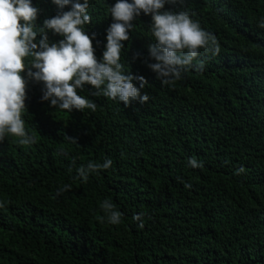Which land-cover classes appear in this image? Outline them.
<instances>
[{"label": "trees", "instance_id": "trees-1", "mask_svg": "<svg viewBox=\"0 0 264 264\" xmlns=\"http://www.w3.org/2000/svg\"><path fill=\"white\" fill-rule=\"evenodd\" d=\"M115 2L89 0L85 31L96 34L98 60ZM32 4L39 26L59 11L52 0ZM165 10L187 11L217 37L220 54L201 49L202 71L162 86L148 67L151 16L141 13L121 63L147 80V103L125 106L86 84L78 93L96 111L68 113L41 101L43 83L29 80L23 119L36 143L0 142V264H264V0H168ZM190 157L203 167H190ZM105 158L109 169L87 182L77 176ZM64 184L71 190L56 196ZM105 199L123 214L120 224L98 220Z\"/></svg>", "mask_w": 264, "mask_h": 264}, {"label": "clouds", "instance_id": "clouds-1", "mask_svg": "<svg viewBox=\"0 0 264 264\" xmlns=\"http://www.w3.org/2000/svg\"><path fill=\"white\" fill-rule=\"evenodd\" d=\"M52 2L59 11L39 26L40 10L32 0H0V142L6 135H11L18 138L16 142L22 146L36 143L35 135L28 133L23 119L29 80L43 83L41 101L68 113L73 109L96 111V103L78 93L86 84L96 90L92 95H102L123 102L125 106L134 100L147 103L150 95L141 93L147 80L142 75L125 74V65L121 63L122 42L129 40L133 21L141 13L151 16L150 31L154 43L149 45L148 51L154 62L148 67L162 86L181 80L182 73L189 68L202 71L206 61L201 58V49L205 54H220L217 37L203 29L187 11L165 10L168 0H116L108 9L113 22L106 29L105 50L102 59L98 60L93 47L96 34L93 32L90 36L85 31V25L92 21L88 12L89 0ZM65 6H70L69 10L65 11ZM258 23L264 28V20ZM48 30L62 39L50 43ZM134 80L139 81V87ZM65 138L77 144L75 137ZM61 154L67 155L63 150ZM72 163L75 164V160ZM112 163L110 158H105L102 163L89 160L86 165L76 168L77 176L87 182L90 174H99ZM188 164L192 168L203 167L202 161L196 158L190 157ZM244 172L241 166L234 174ZM184 186L190 188L191 184ZM70 190L71 185L64 184L56 189V196ZM4 206L5 202L0 201V208ZM100 208L104 213L98 217L100 222L106 219L111 225L121 223L123 214L110 200L102 201ZM143 216L144 213L133 216V220L139 222V228L144 227Z\"/></svg>", "mask_w": 264, "mask_h": 264}]
</instances>
